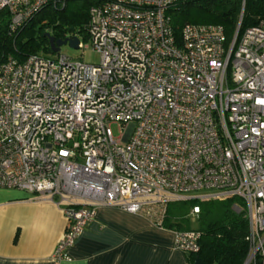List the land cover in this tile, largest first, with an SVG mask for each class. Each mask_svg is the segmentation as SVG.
I'll list each match as a JSON object with an SVG mask.
<instances>
[{
	"label": "built area",
	"instance_id": "built-area-1",
	"mask_svg": "<svg viewBox=\"0 0 264 264\" xmlns=\"http://www.w3.org/2000/svg\"><path fill=\"white\" fill-rule=\"evenodd\" d=\"M182 1L91 8L84 37L97 64L59 52L0 63V189L61 209L56 262L70 261L100 207L162 227L169 203L234 198L248 222L246 261L264 264V19L229 40L220 25L184 24L177 37L166 11ZM60 4L0 0V12L17 30ZM199 239L174 232L173 245L195 255Z\"/></svg>",
	"mask_w": 264,
	"mask_h": 264
},
{
	"label": "trees",
	"instance_id": "trees-1",
	"mask_svg": "<svg viewBox=\"0 0 264 264\" xmlns=\"http://www.w3.org/2000/svg\"><path fill=\"white\" fill-rule=\"evenodd\" d=\"M60 6L47 5L17 30H10L7 12H0V63L8 56L21 62L33 54H53L46 34L55 40L67 33H84L91 8L102 0H58ZM170 25L178 37L184 24L220 25L229 40L264 19V0H184L166 11ZM239 27V28H238ZM237 205L239 211L233 206ZM199 208V251L187 256L189 263L198 258L204 264H244L248 254V222L241 203L224 200H187L169 203L162 228L173 232L192 230L189 212ZM258 264V262H255Z\"/></svg>",
	"mask_w": 264,
	"mask_h": 264
},
{
	"label": "crops",
	"instance_id": "crops-1",
	"mask_svg": "<svg viewBox=\"0 0 264 264\" xmlns=\"http://www.w3.org/2000/svg\"><path fill=\"white\" fill-rule=\"evenodd\" d=\"M65 227L57 206L0 189V264H190L174 248L172 230L114 207L98 208L68 250L70 261L56 262Z\"/></svg>",
	"mask_w": 264,
	"mask_h": 264
},
{
	"label": "rangeland",
	"instance_id": "rangeland-1",
	"mask_svg": "<svg viewBox=\"0 0 264 264\" xmlns=\"http://www.w3.org/2000/svg\"><path fill=\"white\" fill-rule=\"evenodd\" d=\"M78 37L83 42L84 46H87L83 49H72L68 45L62 46L59 49V54L65 55L72 60H81L85 63L97 64L99 61V56L97 53L92 51L89 47V42L85 39L84 33H78ZM54 54H48V57H54ZM111 132L114 137H118L120 135V127L116 124L111 125ZM203 192L196 193L194 195H199ZM189 226L192 230H196L198 228V222L195 217H191L189 219ZM249 264V263H248Z\"/></svg>",
	"mask_w": 264,
	"mask_h": 264
},
{
	"label": "water",
	"instance_id": "water-1",
	"mask_svg": "<svg viewBox=\"0 0 264 264\" xmlns=\"http://www.w3.org/2000/svg\"><path fill=\"white\" fill-rule=\"evenodd\" d=\"M70 32H73V30H71ZM46 38L48 40V45H49L50 51L53 54L58 53L60 47L65 46V45H68L72 49H77L78 40L75 37H73L71 39L66 38V39H62V40H55L49 34H46ZM193 264H204V263H202L200 259L194 258Z\"/></svg>",
	"mask_w": 264,
	"mask_h": 264
},
{
	"label": "flooded vegetation",
	"instance_id": "flooded-vegetation-1",
	"mask_svg": "<svg viewBox=\"0 0 264 264\" xmlns=\"http://www.w3.org/2000/svg\"><path fill=\"white\" fill-rule=\"evenodd\" d=\"M73 34V32L67 33L65 36V39L68 38L69 36H71Z\"/></svg>",
	"mask_w": 264,
	"mask_h": 264
},
{
	"label": "bare ground",
	"instance_id": "bare-ground-1",
	"mask_svg": "<svg viewBox=\"0 0 264 264\" xmlns=\"http://www.w3.org/2000/svg\"><path fill=\"white\" fill-rule=\"evenodd\" d=\"M249 263V261L247 260L246 262H245V264H248Z\"/></svg>",
	"mask_w": 264,
	"mask_h": 264
}]
</instances>
